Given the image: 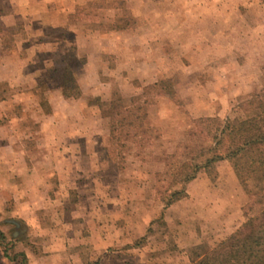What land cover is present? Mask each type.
Masks as SVG:
<instances>
[{"label": "rangeland", "instance_id": "rangeland-1", "mask_svg": "<svg viewBox=\"0 0 264 264\" xmlns=\"http://www.w3.org/2000/svg\"><path fill=\"white\" fill-rule=\"evenodd\" d=\"M98 3L108 9L118 6L120 13L103 16L100 22L94 12V26L101 24L110 33L127 23L129 27L122 28L128 31L125 40L141 42L135 45L141 50L137 60L120 55V61L140 68V74L106 75L107 95L101 98L141 96L148 101L139 112L144 144L120 132L112 138L109 118L97 123V129L108 134V154L105 165L92 174L108 182L101 190L120 193L121 260L190 264L191 247L215 246L259 210L230 160L217 163L213 175L201 171L187 185L188 195L168 207L157 192L167 186L171 170L190 156L184 142L195 118L243 117L232 107L264 91V0H97L92 5ZM53 55L49 73L59 57ZM160 81L170 82L175 97L148 89ZM249 186L255 188L254 182ZM0 229L6 232L10 254L21 252L20 244L40 246L25 225L17 227L0 217ZM114 250L110 247L109 252ZM0 264L20 263L6 258L0 247Z\"/></svg>", "mask_w": 264, "mask_h": 264}, {"label": "crops", "instance_id": "crops-1", "mask_svg": "<svg viewBox=\"0 0 264 264\" xmlns=\"http://www.w3.org/2000/svg\"><path fill=\"white\" fill-rule=\"evenodd\" d=\"M93 1L0 0V30L16 28L10 52L0 38V217L40 240L37 249L20 244L30 264H124L120 193L101 190L108 182L92 174L107 162L108 134L97 123L109 117L88 99L107 95L106 75L140 74L120 55L137 60L141 42L94 26V12L101 22L120 8ZM72 47L85 59L75 72L80 98H65L49 76L52 55Z\"/></svg>", "mask_w": 264, "mask_h": 264}, {"label": "trees", "instance_id": "trees-1", "mask_svg": "<svg viewBox=\"0 0 264 264\" xmlns=\"http://www.w3.org/2000/svg\"><path fill=\"white\" fill-rule=\"evenodd\" d=\"M127 27L126 23L120 29ZM15 33V27L0 30L6 52L15 46ZM84 62L85 59L78 57L73 47L60 55L50 68L65 98L82 96L75 72ZM148 87L157 88L160 94L172 98L176 94L169 81H160ZM88 103L98 106L101 114L110 118L112 138L120 132L126 139L132 135L144 144L146 130L139 112L144 110L147 100L142 101L141 96L125 98L118 95L109 101L91 97ZM232 109L234 112L242 111L245 116L225 119L206 116L193 120V127L184 142L186 148H190V156L171 170V179L165 188L158 189V197L165 207L172 205L188 195L187 185L201 171L213 175L217 163L230 160L237 178L259 210L255 215L247 216L245 222L215 246L202 243L191 247L190 264H264V91L250 94ZM251 181L255 188L249 186ZM8 246L7 236L0 229V247L4 256L10 261L26 264L25 252L10 254Z\"/></svg>", "mask_w": 264, "mask_h": 264}, {"label": "water", "instance_id": "water-1", "mask_svg": "<svg viewBox=\"0 0 264 264\" xmlns=\"http://www.w3.org/2000/svg\"><path fill=\"white\" fill-rule=\"evenodd\" d=\"M13 223L18 224L16 221L12 220Z\"/></svg>", "mask_w": 264, "mask_h": 264}]
</instances>
